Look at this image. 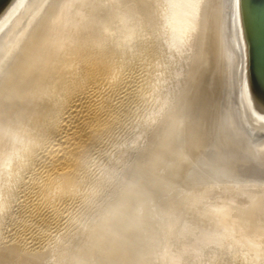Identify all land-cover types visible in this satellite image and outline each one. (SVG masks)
Returning <instances> with one entry per match:
<instances>
[{
	"label": "bare ground",
	"instance_id": "obj_1",
	"mask_svg": "<svg viewBox=\"0 0 264 264\" xmlns=\"http://www.w3.org/2000/svg\"><path fill=\"white\" fill-rule=\"evenodd\" d=\"M45 2L0 86V264H54L58 259L59 263L66 264H149L143 255L144 245L137 244L141 237L146 236L141 234L140 229L148 228L146 218L149 217H140L141 213L137 218L134 208L133 218H130L131 221L127 219L130 221L128 224L119 220V209L121 205L124 206L119 199L122 188L115 193L116 198L111 199L109 196L101 210L94 217L90 216L91 219L83 225L76 224L80 217L75 215L76 212L73 214L74 207L78 198L84 200L88 195V192L87 195L84 193V185L89 176L92 155L99 154L97 152L105 141L111 138L109 136L120 123L121 117L128 112L129 105L148 91L149 78L145 79L144 70H159L158 63L169 57L165 56L166 48L160 39L167 43L175 40L177 53L191 55L189 62L192 64L186 70L182 85L170 100L172 108L159 124L161 126L154 134L152 148L144 151L142 162L140 160L130 167V173L124 180L127 185H124L121 195L133 197L138 189H146L145 176H154L148 172L151 168L148 163L152 166L155 163L156 166L160 163L164 165L169 158L167 154L153 152L191 91L201 55L203 0H127L123 8H119L123 3L119 4V0ZM146 6L150 7L147 10H151V13H156L162 23L165 22V29L162 28L157 40L151 38L149 30L142 26L145 22H140L141 26L136 23L135 15ZM146 15L141 16L145 19ZM151 16L153 21L155 15ZM171 53L175 55L176 51ZM177 76L178 70L174 73V77ZM164 78V75H160L156 87H160ZM162 174L165 175L164 172ZM176 176V171L172 170L167 176L168 181H176ZM165 193L162 192V195ZM89 196L87 199H90ZM236 197L239 196L236 194ZM261 198L264 199L263 196ZM155 199L151 200L155 202ZM214 212L217 215V211ZM246 215L237 217L236 222H240V218L247 219L245 222L251 220V229L242 237L232 239L230 236L231 246L255 244L253 250L256 254L262 247L259 242L264 237V224L256 223L251 213ZM122 221L126 220L122 217ZM226 223L223 221L222 225L226 226ZM62 227L70 228L69 232L59 235ZM212 232L205 233L204 237H215L216 234ZM59 239L58 245L53 246L52 242ZM219 239L217 236L216 240ZM141 241L144 244L145 241Z\"/></svg>",
	"mask_w": 264,
	"mask_h": 264
},
{
	"label": "rangeland",
	"instance_id": "obj_2",
	"mask_svg": "<svg viewBox=\"0 0 264 264\" xmlns=\"http://www.w3.org/2000/svg\"><path fill=\"white\" fill-rule=\"evenodd\" d=\"M123 1L124 0H119V4H121L120 2H123ZM126 1H124L122 3V6H119V8L120 7L123 8L124 3H126ZM146 1H148V0H146ZM145 8H143V9H144V11L146 10L145 11L146 13L144 11H142L143 10L142 8H140V10H138L139 12L135 15V16H137V17H135L137 19L136 23L140 24V22H141L142 24H145V23L149 24L148 22L152 21L151 15H155V16H153V21L149 24V26L148 25L146 26V24L142 25V26L145 29L149 30V34H150L151 38H153L154 40H157L156 37L160 36L159 33L162 31V28L165 29V22L162 23V21H160L159 18L156 17L157 15L155 12L151 13V10L150 11L147 10V8L149 9L150 7L146 6ZM142 13H145V14H142ZM146 14L147 15L149 14V15L147 16ZM141 15L142 16L144 15V17L146 15L147 18L144 19ZM138 19H140V20H138ZM146 19L148 20V22ZM112 21L114 22V20H112ZM151 24H152V26H151ZM140 26H141V24H140ZM148 30H147V32H148ZM156 31H158V32H156ZM155 34L156 35L158 34V35L155 36ZM151 35H154L155 37L151 36ZM135 40H136V38H135ZM160 41L164 44V47L167 49V50L165 49V52H166L165 56L168 55L170 57V55L172 54L171 52L176 51V53H175V55L172 54L171 58H173V59H171L167 56L168 58L166 59V57H165V61L164 60L161 61V63H160L161 65L158 63V65L160 67L159 70H158V68H156V70L155 69H153V70L149 69V70H147L148 73H146L147 71L144 70L145 79L149 78V82H148L147 86H149V85L150 86L148 87V91L146 92V94H143L142 96L137 97L136 98L137 100L133 101L129 105V108L127 110L128 112L125 113L121 117L120 123L116 126L114 131L109 136L111 138H109V140L107 139L108 142L105 141L106 143H104V145L105 144L106 145L105 146L103 145L101 147V150L99 152H97L99 154L94 153L92 155V158L90 160V162H92V163L89 162V168H88L89 169V176H88V179L84 185L86 188V190L84 188V193H85V195H87V192H88V195L85 196L86 199H84V200H83V198H78L77 203L74 207L75 211L73 214H75V212H76L75 215H77V217L81 218V219L80 218L77 219L76 224L77 225L78 224L83 225L84 223L88 222L91 219V217H94L95 214L101 210L102 206L104 205V202L109 199V196L112 197L111 199H113L116 196L115 193H117L122 188L123 190L121 189L119 191V199L121 200L120 204H124L125 207L121 205V207L119 209V220H121V222H125V224L126 223L128 224L131 221L130 218L132 217V212H134V208H136L135 209V211H136L135 215L137 214L136 215L137 218H139V215L141 213L143 215L141 214L140 217L141 216L143 217L144 215L149 217V218H146L147 223H149V224H147L148 228L146 229L144 227V229H143V227L141 226L142 230L140 229V232H142L141 234L144 233L143 236L146 234V236H148V238L146 236H144L143 238L142 237L140 238V236H138L140 238L139 239L140 242L137 241L138 245L139 244L144 245V246H142L143 247L142 250L144 249L143 255L145 256V259H146V261H148L149 264H212V262H213V264H217V263L218 264H248V263H250V264H264V250H261V249H264V243H263L264 237H261V239H260L259 243H260V246H262V247L259 248V250H258L259 253L257 252L256 254H255V251L253 250L255 244L254 245H252V244L251 245L250 244L244 245V243H240L239 245L231 246V245H233V244H231V238L236 239L237 236L242 237V235H244V233L249 232L251 229V226H249V223L251 224V222H252L251 220H248V222H245V221H247V219L242 220L240 218L239 220H241V221L236 222L240 216H243L246 214H247L246 216H248L251 213V215L255 216V218L253 217V219L256 221V223L264 224V206L262 205V204H264V202H263L264 199L261 198L262 196L264 197V193L263 194L261 193L264 191V189H263L264 188L263 187L264 181L260 182V181H252V180H243V181L238 180V181H236V180H222V179H206V180H204V179H181L179 176H176V178H178V179H175L176 181L170 179V180H172L170 182V181H168L169 178L167 176H168L169 172H171L172 170L174 171L175 168L173 169L174 165H173V162L171 161L170 154H167V157H169V158H167L166 161H169V162L165 161L167 163V164H165V162H164L165 166L163 165V163H160V165H157V166H156V163L153 166H152V164L150 165V163H148V166L151 167L148 172L151 174L153 173L152 175H154V176H150V174L145 176V180H147V183H146L147 188L146 189H141V188L138 189L137 192H135L133 194V197L131 195H130L131 197L130 196L125 197V196L121 195V193L125 189V186L127 185V181H124V180L127 179V176H128L127 174L130 173L129 172L130 167L135 166V163L138 164L140 162V160L142 162L143 161L142 158L145 156L144 151L147 152L150 148H152L153 143H154L153 140L155 141L154 134L158 131V128H160L159 126H161V125H159V124L161 122H163V119L165 118L167 111L169 112L172 108V105H171L172 101L170 102V100H172L174 93L177 92L178 88H180V86L182 85V82H183L182 80H183V78H185L184 76L186 75L185 73H187L189 67L192 64V62L191 63L189 62V61H191L190 60L191 55L187 56L184 53L183 54L177 53V49H176L177 48L176 47L177 42L175 40L172 42H169V43H167L161 39H160ZM166 43L170 44V45H167ZM176 54H177V56H176ZM186 57H187V59H186ZM184 59H186L187 61L186 60L184 61ZM162 67H164V68H162ZM173 68H175V69L173 70ZM165 69H167V70H165ZM162 70H163V72H162ZM177 70L179 71V77L178 76L174 77V73L177 72ZM159 71H161V72H159ZM160 75L161 76L164 75L165 78L163 80V83L160 84V87H159V85H158V87H156L157 86L156 82H158ZM157 78H158V80H157ZM151 86H153V87H151ZM156 94H158V95H156ZM162 95L163 96L167 95L166 99H163ZM133 110H135V111H133ZM103 147H104V149H103ZM163 167H166V168L168 167V169L163 168ZM151 169H153V170H151ZM150 171H152V172H150ZM161 172L162 173L164 172L165 175H163ZM156 175L159 177L162 175L163 176L158 179V178H155V177H157ZM146 177H148V178H146ZM150 177H153V178H150ZM156 179H158V180H156ZM160 179H162V180H160ZM197 180H199V181L197 182ZM173 181H174V184H173ZM161 183H163L164 185ZM165 183H167V184H165ZM170 183H172V184H170ZM252 183H253V185H252ZM222 184H224V185H222ZM240 184H241V186H240ZM255 184L258 186H255ZM152 185H154V186H152ZM238 185H239V187H238ZM211 186H213V187H211ZM250 186L252 189L250 188ZM149 187H152L153 189L149 188ZM154 187H158V189L154 188ZM173 187H174V189H173ZM253 187H255L256 189H254ZM208 189H210V190H208ZM230 189H232V190H230ZM253 189H254V191H252ZM258 189L260 190V192H257ZM141 190L142 191L146 190V191L142 192ZM157 191H158V193H157ZM231 191H233L232 192L233 194H231ZM162 192L163 193L166 192V193L162 195ZM228 192H229V194H228ZM235 192H238L240 195H241L240 192H242V195L240 196V195H238V193H235ZM249 192H250V195H249ZM167 193H169V194L166 195ZM243 193L245 195H243ZM145 194H146V196H145ZM151 194H152V196H150ZM236 194L239 197H236ZM257 194H259V195H257ZM158 195L160 197H158ZM222 195L223 196L225 195V196L222 197ZM228 195L233 200L230 197H226ZM88 196L90 199H87ZM154 196L158 199V200L155 199V202L157 200L156 203L154 202V200H151V199L155 198ZM243 196H244V198H243ZM252 196H254V197H252ZM121 197L122 198L124 197V199H126L127 201L122 199ZM142 197L144 198V200L142 199ZM151 197H154V198H151ZM246 197L251 202H249V200ZM147 198L150 199V201L154 202L153 204H155V205H153L152 202H150ZM242 198L244 200L245 199L246 200L244 201ZM253 198L255 200H257L259 198L261 201L259 202V199H258L256 202ZM219 199H221V200H219ZM222 199H224V200H222ZM225 199H228V201ZM79 200H81V201H79ZM85 200H86V202H85ZM82 201H83V203H82ZM132 201L134 202V204L132 203ZM137 201H138V203H137ZM143 201H144V204H143ZM159 201H160V203H159ZM218 201H219V203L221 201L223 203L219 204ZM234 201H236V202H234ZM129 202H131V203H129ZM135 202L137 203L138 206L136 205ZM226 202H228V203H226ZM252 202L253 203L255 202V203L253 204ZM86 203L87 204L89 203V204L87 205ZM149 203L151 204V206ZM242 203H244V204H242ZM256 203H258V206H256L257 205ZM259 203H262L261 204L262 207L260 206ZM82 204H84L85 206H83ZM120 204H119V206H120ZM143 205H144V207H143ZM248 205L250 207H248ZM217 206H218V210L216 209ZM221 206H223V207H221ZM212 207H214V208L211 209ZM142 208H144L143 210L145 212L142 210ZM252 208H254V209H252ZM255 208H257V209L255 210ZM137 209H139V210H137ZM148 209H149V211L150 210L151 211L149 212ZM146 210H147L148 215L146 214ZM213 210L217 211L216 212L217 215H215V212L212 213ZM123 212L124 213L126 212V213L124 214ZM243 212H245V213H243ZM210 213H212V215ZM123 214L124 215L127 214V215L124 216ZM235 214H236V216H235ZM213 215L218 220L214 219ZM228 215L229 216L231 215L232 218L229 217ZM122 217H123V220L125 219L126 221H122ZM224 217L228 218V220L225 219ZM234 218H237V219L234 220ZM127 219L130 221H128ZM223 221L227 222L226 226L222 225ZM238 223H240V224L242 223V224L238 225ZM216 224H217V226H216ZM245 224H247L249 228H247V225H245ZM230 225L232 227H230ZM210 226H213V227H210ZM222 226H224V227H222ZM240 226H241V228H240ZM230 228H232V229H230ZM69 230H70V228H69ZM69 230L67 229V227H62L60 230L62 232L60 233V231H59V235H64V234H66V232H69ZM75 230H77V229H75ZM147 230H148V232H146ZM236 230L237 231L240 230V231L236 232ZM212 231H214V234H216L215 237H212L211 239L204 237L205 233L212 232ZM216 231H217V233H215ZM140 232H138L139 234L138 233L137 234L141 235ZM235 233H237V234H235ZM238 233H240V234H238ZM221 235H223V236H221ZM217 236H219L221 241H220V239L218 241L216 240ZM230 236H231V238H230ZM144 238L148 239V241L147 240L145 241ZM141 240L145 241L144 244ZM59 241H61V239L53 241L52 242L53 246H57ZM146 244L148 245L149 248L146 246ZM194 244H196V245L194 246ZM145 250L149 251V252L146 253ZM249 251H250V254H248ZM259 255H260V257H259ZM148 257L150 258L149 259L150 262L147 259ZM253 257L255 259H253ZM58 261H59V259H58ZM58 261L55 260L53 263L54 264H57V263L58 264H62V263L66 264L64 262L59 263ZM250 261H252V262H250Z\"/></svg>",
	"mask_w": 264,
	"mask_h": 264
},
{
	"label": "water",
	"instance_id": "obj_3",
	"mask_svg": "<svg viewBox=\"0 0 264 264\" xmlns=\"http://www.w3.org/2000/svg\"><path fill=\"white\" fill-rule=\"evenodd\" d=\"M46 0H0V86ZM188 99L153 153L181 179L264 181V0H203Z\"/></svg>",
	"mask_w": 264,
	"mask_h": 264
}]
</instances>
